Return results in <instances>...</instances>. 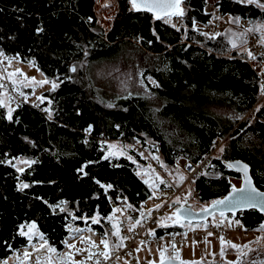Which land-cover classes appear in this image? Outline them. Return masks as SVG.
<instances>
[{"label":"trees","instance_id":"trees-1","mask_svg":"<svg viewBox=\"0 0 264 264\" xmlns=\"http://www.w3.org/2000/svg\"><path fill=\"white\" fill-rule=\"evenodd\" d=\"M94 1L0 0V53L31 61L57 84L43 92L44 113L27 104L10 108L7 99H0V259L26 244L19 228L31 221L50 246L61 249L70 216L77 224L82 216L98 215L105 221L114 209L109 197L129 209L132 221L142 215L140 206L152 189L125 155L105 156L108 141L133 140L143 147L149 140L161 161L172 166L178 157L182 162L200 159L212 139L225 137L219 148L223 152L218 156L217 151L192 183L197 200L209 203L231 188L229 178L239 174L225 164L230 160L246 163L255 186L264 190V101L253 106L260 84L246 61V48L227 52L221 36L227 29L202 35L193 27H207L206 0H182L179 29L146 10H135L130 0H115L106 32L96 22ZM213 5L238 23L264 21V9L242 0ZM252 33L259 41V34ZM124 47L136 53L146 89L163 99L159 107L151 106L152 98L145 95L111 102L97 95L90 64ZM251 108L253 116H245ZM128 154L138 158L131 146ZM19 158L30 163L18 171L14 160ZM166 185L158 183V189ZM234 217L244 230L262 224L255 209ZM179 230L171 224L159 225L155 232ZM206 256L213 254L199 255Z\"/></svg>","mask_w":264,"mask_h":264},{"label":"rangeland","instance_id":"rangeland-1","mask_svg":"<svg viewBox=\"0 0 264 264\" xmlns=\"http://www.w3.org/2000/svg\"><path fill=\"white\" fill-rule=\"evenodd\" d=\"M216 1L217 0H206L205 11L209 12L213 10L215 8L213 4ZM106 2L107 0L104 1V3ZM181 8H182V4H181ZM173 17L175 16H172L170 18L171 22H173L174 19ZM228 19L230 18L228 17ZM242 24H244L248 29V28H255V26L258 24H264V21L263 20L255 21L252 24H248L244 22ZM193 27L198 33L201 34L203 33L206 35H211L212 33L207 29V27L203 26L200 23H194ZM226 29L227 30L221 36L223 38V41L227 45V52L230 53L231 51H238L240 53L245 51L246 49L244 45L234 49L229 43V39L231 38L239 37V39H245L244 35L240 36V34L244 32H241L236 27H230ZM253 32H257L259 34V40L264 41V36H262L260 32L258 31H253ZM233 34H235V36H233ZM0 61L5 69V73L8 79L14 84V86L17 89L23 90L20 91L28 99L32 101L35 100L39 103H42V101L46 99L43 97V92L48 90V88H51L53 82L56 83L54 80L45 79L43 74L35 67V65L31 61H22L15 56H5L2 53H0ZM140 68H141L140 62L136 56V53H134L130 48L124 47L116 55H114L109 59L92 62L89 66L88 73L90 80L92 82V86L94 87L99 98L111 102L126 95H141V96L145 95L146 97L152 98L151 106L157 108L163 103V99L146 89V87L142 82V79L140 78V70H141ZM1 76H2V72L0 70V78ZM44 80H47L48 83H44V84L39 83ZM148 80L152 82L151 78H149ZM0 99L3 100L4 102H6L7 99L6 95L2 91L0 92ZM8 105H10V108L13 106L12 104L9 103ZM221 112H226V111L221 109ZM130 141L133 144H123L118 140L108 141L104 150L105 156L111 158V157H118L125 155L129 159V157L131 156L128 153H129V148L131 146L135 149V151L138 152L137 159L139 160L134 158L135 157L134 153L132 154L134 157H131L130 160L134 162L135 171L142 180L144 181L148 180L150 184L153 182V180H155L156 174H159V177H161L163 180H165L166 177L172 178L173 176L175 177V180L177 182H180L179 177L182 174L179 170L178 164L182 162L181 157L176 158L174 165L168 166L161 161L162 158L161 155L155 149V145L153 146L149 140L147 141V143H145V146L143 147L140 146L137 142L134 143L133 140ZM219 148L214 153L216 154L218 151L217 153L218 156H220L221 154ZM153 156H158L160 162H162V164L165 167H161L160 163L152 159ZM24 161L27 160L20 158L14 160L15 168L21 170L25 166L29 165V163H24ZM149 165L151 167H149ZM153 169L155 170V172L152 171ZM169 173H171V175ZM229 181L231 187L233 185L237 187L240 185L241 177L239 175V177L237 178H229ZM155 182L158 185L159 181L156 180ZM151 191L153 194V189ZM177 198H180L182 202L184 201L185 198H187V203L191 205L192 208L194 209H200L207 204L197 200L193 190V184L188 182H184L182 184L181 190L178 193V195L175 197L174 201ZM152 205L153 202L151 201L147 203L148 208H150ZM176 207H178V205H175L172 202V204L164 208L163 211L157 217L158 223L160 225H163L162 218L172 215ZM118 208L124 210L126 207L118 206ZM115 209L116 208H114L107 216L105 220L107 222L102 220L98 215H93L90 218H83L82 223L77 224L76 222H73L75 219H73V217L70 216L71 220L66 225L67 234L62 241L63 246L61 249L55 248L56 253H49L47 251V248L50 246L48 242L44 248L37 250V248L34 246L40 245L42 243V241L40 240V236L42 235V233L40 232L34 221L24 224L20 226L19 233L20 234L22 232L25 233L23 236L26 238V244L18 249L12 250V252L6 258L0 259V264H22V262L23 264H37V258H39L41 264H47V258L49 255L53 257V260L56 262V264H59V260L57 259L58 254L67 251H72L70 249H67L66 245L64 244V241H68L69 243H75L77 248L85 249L89 247L87 243H81L79 240L74 239V237L80 235V233L73 231L74 229H85L83 235H85L86 238L90 237L91 240L95 241L96 244L99 245V249L92 248L91 251L97 252L98 250H103V245L100 244V241L101 239H104V237L101 234L100 223H103V225L107 229H109V233L111 235V232L114 231V229L112 228L113 222L119 220L120 221L119 226L120 229L122 230V221L119 215L120 213L114 212ZM110 216L113 217V220L108 219V217ZM225 216L227 217V219H222L220 215L216 214L215 217L210 216L208 219H206L203 222L191 223V227H188L186 225L183 228L186 229L187 231L192 232L194 230L203 231L207 229L209 226H213V225H225L227 227L232 228L233 229L232 231H229L226 234L223 233L219 236L212 234L199 236L197 239H193V240L191 239V241H186L183 243L176 244L175 250H171V248L167 246L168 251L166 253V257H170V258L176 257L178 254V260L180 261V264H202L201 262H205V264L216 263V262H221L218 264H229V262H224V261L230 260V262H236V261H240L241 259H243L244 264H248V262L254 257L264 261V240H260V238L264 236V232L258 230L260 225L251 230H244V228L241 227L242 224L240 222L239 224L235 223V221L237 220L235 219L234 216L227 214H225ZM93 218H99L100 222L98 224H93L92 223ZM85 220H87V222H85ZM125 221H126V225L127 224L129 225L132 220L129 219V216H127ZM229 221H232V223L230 224ZM166 223H168V225L172 224L171 221H166ZM32 225H34L35 227L32 228L30 232L29 229ZM204 225H206V227ZM88 229L91 230L88 231ZM121 236H123L122 233ZM221 237H223L225 242H231L237 245H249V247L253 251L249 252L248 256L241 258L234 249H232L227 244H225L223 245L224 248L223 255H221V248H222L221 239H220ZM44 240L46 241L45 238ZM258 240H260V243H256V241ZM118 242L120 241L118 240ZM124 244L125 241H123V245ZM162 247L163 246L161 245H153V244L142 245L140 242H137L132 247V250L133 253L137 256V258L145 261L143 264H154L159 262L160 260V253L158 249H161ZM25 250H27L30 253L28 259L24 258L23 253ZM210 251L220 252L219 258H215L214 254L211 253ZM86 254L87 252L75 254L74 259L76 261H83V258ZM199 254H210V255L213 254V256L210 257L206 256L207 257L206 258V257H199ZM125 258L127 257L121 255L117 257V259L113 262V264H129V262L125 261Z\"/></svg>","mask_w":264,"mask_h":264},{"label":"built area","instance_id":"built-area-1","mask_svg":"<svg viewBox=\"0 0 264 264\" xmlns=\"http://www.w3.org/2000/svg\"><path fill=\"white\" fill-rule=\"evenodd\" d=\"M105 0H95L94 1V14L96 18V22L98 25H100L103 30L106 32L113 20L115 11H116V2L115 0H107L106 3H104ZM209 22L207 24V29L212 33H220L226 28L230 27H236L240 31L244 32V38L246 40V44L244 47L255 56V59L250 58L249 56L246 58V61L248 64L252 67L254 70L260 87L258 90V96L256 98V101L254 103V107L260 104L264 101V42L258 41L256 37L253 35L252 32L247 31V27L242 23H234L230 19H228V16L225 14H222L218 8H214L213 10L209 11ZM173 22H171L172 25H175L174 28L179 29L183 26V21L180 17H173ZM0 70L2 72V76L0 78V85H3L2 88H0V92L2 91L6 97L9 104L17 105V104H27L30 105L39 111L44 113V108L40 106V103L37 101H32L28 99L19 89H17L14 84L8 79L5 69L0 61ZM248 110L245 114L252 115V110ZM85 136L90 137V132L88 130L85 131ZM225 137L212 139L210 142V150L207 154H205L200 159L193 161V160H185L184 162H181L178 164L179 170L184 176V180L182 182H176L175 177L172 176V178L166 177V186L160 188L157 190L156 196H153V194L149 197L150 201L153 202V205L148 208L147 205L140 208L143 212L142 215H140L137 219L142 220L141 225H136L135 230L129 232L128 224L126 225V217L129 216L130 211L129 209L125 208L123 211V214L120 215V219L122 221V230L121 233L124 237H126L125 244L120 247L116 248L115 245L120 243L116 239V237H112L109 233V229H107L103 223H100V229L101 234L104 238H107L110 242V248L108 249L110 253V258L107 260H104L103 258H100L101 264H113V262L117 259L119 256H125L127 257V261L129 264H143L145 261L137 258V256L133 253L132 247L137 243L140 242L142 245H161V246H168L171 248V250L176 249V244L183 243L186 241H191V239H197L199 236H204L209 233L212 235H221L223 233H227L229 231H232L233 229L230 227H227L225 225H213L209 226L204 231H187L183 227L180 226L179 231H173V232H166L157 234L155 232V229L160 225L157 221L158 215L163 211L164 208H166L168 205L172 204L175 197L178 195V193L181 190L182 184L184 182L193 183L194 179L200 175L202 172L205 171L207 166L210 163V160L212 156L214 155L215 151L222 145ZM96 140L98 141H107L110 140L108 137H96ZM121 143L123 144H133L131 141L120 139ZM191 165V169L188 168V166ZM168 185H171V187H168ZM158 197V198H157ZM110 203L113 204L114 208H118V206L114 205L113 200L109 197ZM161 204L162 207L159 209L156 208V205ZM149 212L151 214L149 215ZM86 218L84 216L80 217V219ZM135 219V220H137ZM134 221H131V224L135 223ZM154 233V234H153ZM175 245V249L171 247V245ZM87 254L84 256L83 261L85 260ZM95 257L93 260L86 261V264H95Z\"/></svg>","mask_w":264,"mask_h":264},{"label":"snow or ice","instance_id":"snow-or-ice-1","mask_svg":"<svg viewBox=\"0 0 264 264\" xmlns=\"http://www.w3.org/2000/svg\"><path fill=\"white\" fill-rule=\"evenodd\" d=\"M243 2L247 4H254L257 7L264 9V3L261 2V0H243ZM132 7L137 10H146L153 12L154 15L156 16V19H163L165 23H170L171 22V17L172 16H183V9L181 8L182 0H140L138 3V0H131ZM233 22H237L238 20H235ZM175 27V25H173ZM248 32H253V31H258L264 36V24H258L255 26V28H248ZM202 35H206L203 34ZM219 35V34H216ZM244 33H241L240 36H243ZM235 36V34H233ZM209 38H215V36L209 37ZM264 42V41H262ZM229 43L231 44L232 48H238L246 44V40L244 39H239L237 38H231L229 39ZM248 55L250 58L255 59L256 57L253 56L251 52H248ZM77 69L73 67L71 69L72 72H75ZM34 79V78H33ZM41 84L48 83L47 80L39 82ZM52 88L55 89L57 87L56 83H52ZM158 86V85H157ZM3 85H0V88H2ZM42 99V98H41ZM111 106V105H110ZM9 118H11V109L9 110ZM90 130V129H89ZM221 152H223V148L220 149ZM131 159V157H129ZM152 159L156 160L158 163H160L161 167H165L162 162H160L158 156H153ZM24 163H30L29 161H24ZM149 167H151L149 165ZM191 165L188 166L189 169H191ZM229 168H236L238 171H242L244 174V185L243 187L237 188L234 185L231 188L230 194L219 200H215L211 207H203L201 209V213L205 214V218L207 216H212L215 217L216 211H219V215L222 219H227L225 216L226 212H231L233 216L236 215L237 211L243 210V209H258L260 212L264 213V192L259 191L251 181V177L249 176V167L247 164H243L240 162H236L234 164H229ZM20 169H18L19 171ZM167 170V169H166ZM83 171V169H81ZM155 172V170H152ZM171 175V173H169ZM156 180L159 181V184H164L165 181L159 177V174H156L155 180H153L152 183L149 184V181L146 180L145 183L149 184V187L153 189V196H156V191L158 189V185L156 184ZM180 182L184 180V176L180 175L179 177ZM103 187V185H101ZM27 184H23L22 188H27ZM168 187H171V185H168ZM158 198V197H157ZM173 204L178 205V207L175 208V211L172 213V215L167 216L162 218V224L163 226L167 227L169 226L166 221H171L173 225L179 224L181 227H185L186 225L188 227H191L192 220L194 218V215L198 216L200 215L199 213L194 214L192 211V206L188 205L185 207V204H187V198L184 199L182 202L180 198H177L175 201H173ZM128 207H131L130 205ZM162 207L161 204L156 205V208L159 209ZM123 209L117 208L114 210V212H119L123 214ZM151 212H149V215ZM73 219H76L73 217ZM109 220H113V217H108ZM131 219V218H129ZM87 222V220H85ZM100 222L99 218H93L92 223L93 224H98ZM231 224L232 221H229ZM235 223L239 224V221H235ZM142 220L137 219L135 220L134 224H129L128 226V231H134L136 225H141ZM120 221L116 220L112 224V228L114 231L111 232L112 236L117 237V239L120 241V243L116 244V248H120L123 246V241L126 239V237L121 236V229H120ZM199 226V225H198ZM206 227V225H204ZM35 226L32 225L29 229L31 232V229L34 228ZM242 227V225H241ZM91 229H88L90 231ZM259 231L264 232V224H261L259 226ZM73 231L80 233V235L74 237V239L79 240L81 243H87L89 245L88 248L82 249V248H77L75 243H69L68 241H64V244L66 245L67 249H70L72 251H67L58 254L57 259L59 260V264H86V261L88 260H93L94 257L95 259V264H101L100 258H103L104 260H107L110 258V253L108 249L110 248V242L107 238L101 239L100 244L103 245V250H98L97 252L91 251L92 248H97L99 249V245L96 244L95 241L91 240L90 237L86 238L83 233L85 232V229H74ZM25 233H21V235H24ZM154 234V233H153ZM211 235V233H209ZM31 238V237H29ZM221 239V255H223L224 248L223 245L227 244L229 247L234 249L237 254L243 258L248 256L249 252L253 251L249 245H237L233 244L231 242H225L223 237ZM40 240L42 243L40 245H35L34 247L37 248V250L44 248L47 245V241L44 240V237L41 235ZM260 240H264V236L260 238ZM260 240L256 241V243H260ZM173 249H175V245H171ZM47 251L49 253H56V249L52 247H48ZM160 253V262L159 264H167V260H175L178 259V254L176 257H171L166 259V253L168 251L167 246H163L161 249H158ZM82 252H87V256L84 261H76L74 259V255ZM24 258L28 259L30 256V253L25 250L24 253ZM23 264V262H22ZM37 264H41L39 258H37ZM47 264H56V262L53 260V257L51 255L48 256L47 258ZM229 264H244L243 259L240 261L236 262H229ZM248 264H264V261L259 260L258 258H252Z\"/></svg>","mask_w":264,"mask_h":264},{"label":"water","instance_id":"water-1","mask_svg":"<svg viewBox=\"0 0 264 264\" xmlns=\"http://www.w3.org/2000/svg\"><path fill=\"white\" fill-rule=\"evenodd\" d=\"M140 2V0H138V3ZM130 4H131V0H130ZM131 6H132V4H131ZM149 13H151L155 18H156V16L154 15V13L153 12H150V11H148ZM236 162H240V163H243V164H246V163H244L243 161H240V160H230V161H226L225 162V164L228 166L229 164H234V163H236ZM231 170H233V171H235L236 173H238L239 175H240V177H241V182H240V185L239 186H237V188H240V187H243V185H244V174H243V172L242 171H238L236 168H230ZM249 176L251 177V181H252V184L255 186V184H254V182H253V179H252V176H251V174H250V171H249ZM256 187V186H255ZM232 188V187H231ZM231 188L222 196V197H220V198H216V199H214V200H212V201H210L209 203H207L204 207H211V205H212V203L215 201V200H219V199H223V198H225V197H227L229 194H230V192H231ZM257 188V187H256ZM259 191H261V192H264V190H260L259 188H257ZM189 204H185V207H187ZM203 208V207H202ZM202 208H200V209H194V208H192V211H193V213L194 214H196V213H199L200 215H198V216H196V215H194V218H193V220H192V223H196V222H203V221H205L206 219H208L210 216H207L206 218H205V214H203V213H201V209ZM246 210H249V209H243V210H240V211H246ZM255 210H257L258 212H259V214H261V216H262V224H264V213H262V212H260L258 209H255ZM240 211H237L236 213H238V212H240ZM216 214L217 215H219V211L217 210L216 211ZM225 214H232L231 212H226ZM167 259V258H166ZM160 262V261H159ZM159 262H157V263H154V264H159ZM167 264H180V261L178 260V259H175V260H167Z\"/></svg>","mask_w":264,"mask_h":264},{"label":"crops","instance_id":"crops-1","mask_svg":"<svg viewBox=\"0 0 264 264\" xmlns=\"http://www.w3.org/2000/svg\"><path fill=\"white\" fill-rule=\"evenodd\" d=\"M177 182V181H176ZM150 201V199L148 198L142 205L146 206L147 203ZM142 205L140 206V208L142 207ZM204 231V230H203ZM211 252V251H210ZM218 252V251H217ZM216 251L215 252H211L213 254L217 253ZM200 255V254H199ZM142 260V259H141ZM125 261H127V258H125ZM128 262V261H127Z\"/></svg>","mask_w":264,"mask_h":264},{"label":"flooded vegetation","instance_id":"flooded-vegetation-1","mask_svg":"<svg viewBox=\"0 0 264 264\" xmlns=\"http://www.w3.org/2000/svg\"><path fill=\"white\" fill-rule=\"evenodd\" d=\"M239 213V212H238ZM237 214V213H236ZM227 215H231V216H233L232 214H227Z\"/></svg>","mask_w":264,"mask_h":264}]
</instances>
